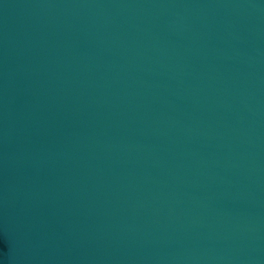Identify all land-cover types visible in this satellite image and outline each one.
I'll return each instance as SVG.
<instances>
[{"label":"water","instance_id":"95a60500","mask_svg":"<svg viewBox=\"0 0 264 264\" xmlns=\"http://www.w3.org/2000/svg\"><path fill=\"white\" fill-rule=\"evenodd\" d=\"M0 264H264V0H0Z\"/></svg>","mask_w":264,"mask_h":264}]
</instances>
